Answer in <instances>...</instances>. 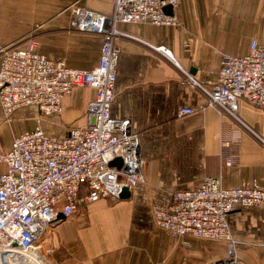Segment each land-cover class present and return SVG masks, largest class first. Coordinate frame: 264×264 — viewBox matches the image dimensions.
<instances>
[{"label": "crops", "instance_id": "obj_1", "mask_svg": "<svg viewBox=\"0 0 264 264\" xmlns=\"http://www.w3.org/2000/svg\"><path fill=\"white\" fill-rule=\"evenodd\" d=\"M75 2L109 14L114 0H0V48L30 33V26H20L24 20L44 22V35L62 37L71 29L68 7ZM174 13L176 25L120 24L128 35L118 40L121 52L111 112L130 116L140 134L146 181L138 183L128 198L92 201L87 214L54 223L36 244L45 251L52 248V232L53 241L75 242L77 253L62 260L43 256L46 264H209L225 256V241L193 235L175 239L155 223L152 205L170 202L174 190L196 186L210 174H220L227 186L253 179L264 183L263 146L230 117L206 106L199 88L181 82V67L201 81L213 80L221 51L244 53L253 37L264 42V0H181ZM94 39L95 57L90 61L68 57L49 44L38 43V48L54 58L65 56L70 64L91 67L99 58L101 36ZM160 44L173 57L158 49ZM94 95L91 87L75 86L63 99L62 114L57 116L61 121L55 119L57 133L52 134L63 135L68 127L82 125ZM182 105L196 110L180 115ZM28 106L30 115L23 114L26 106H22L7 118L0 101V148H10L15 135L38 125V107ZM238 111L255 129L264 128L259 106L242 100ZM232 152L238 156L225 165L222 156ZM229 222L241 240V263L264 264L263 206L238 208L230 213Z\"/></svg>", "mask_w": 264, "mask_h": 264}, {"label": "built area", "instance_id": "obj_2", "mask_svg": "<svg viewBox=\"0 0 264 264\" xmlns=\"http://www.w3.org/2000/svg\"><path fill=\"white\" fill-rule=\"evenodd\" d=\"M180 2L114 0L109 14L71 4L70 27L101 36L99 58L91 67L47 55L39 50L33 36L1 49L0 101L7 118L28 105L37 106L40 115L59 116L63 99L75 86L91 87L95 95L87 103L82 125L56 135L38 124L15 135L10 148H0V264H42L31 247L61 219L60 212L64 220L71 221L77 213L87 214L90 202L101 198L117 201L124 187L133 191L146 181L140 134L133 129L130 116L111 112L121 52L118 40L128 35L120 24L176 25L179 20L174 9ZM168 5L173 12L165 9ZM157 48L173 57L164 44ZM181 70V82L199 88L206 106L230 117L264 148V128L255 129L238 111L244 100L264 112V42L253 37L244 53L221 51L213 80L201 81L190 71ZM195 110L182 105L179 114ZM237 156L236 152L225 154L222 161L231 165ZM117 157L122 158L121 165L111 164ZM256 205L264 208V183L253 179L227 186L220 174H210L196 186L174 190L170 202L153 204L152 214L155 223L175 239L183 241L193 235L224 240L225 256L209 264H241V240L231 229L229 215L238 208ZM51 250L46 247V251Z\"/></svg>", "mask_w": 264, "mask_h": 264}, {"label": "rangeland", "instance_id": "obj_3", "mask_svg": "<svg viewBox=\"0 0 264 264\" xmlns=\"http://www.w3.org/2000/svg\"><path fill=\"white\" fill-rule=\"evenodd\" d=\"M6 10V6H4ZM69 8V7H68ZM10 10V8H9ZM66 12H70L67 10ZM20 26H30L31 31L29 34L18 38L17 40L11 42L10 44H19L22 42L26 37L28 36H33L37 42L40 44V46H44V44H49L50 48L53 50H60L63 54L67 53L68 57H80L84 61H90L93 60L95 57V37L96 35L92 32L88 31H81V30H76V29H70V31H67L66 33H61L63 34L62 37H59V35H55V37H50L46 36L43 33V28H44V22L38 21V20H24L20 21ZM56 34H60L56 32ZM8 45V44H6ZM4 45V46H6ZM2 46L0 48V53L1 49L4 47ZM65 58V56H62ZM23 114L30 115L31 114V107L26 106L23 110ZM44 115H38L36 116V119L38 121L37 124L42 126L47 132L49 133H57L56 127L54 125L55 119H59L61 121L60 117L57 116H46V119H43ZM45 117V116H44ZM59 133V132H58ZM53 230V229H52ZM52 232L49 234V238L51 239V243H54L53 249L50 252H46L44 249V246H41L40 244H36L32 247L31 251L34 252L38 258L41 260L43 264H46V260L43 258H50L55 257L57 259H65L67 256L74 255L77 253V245L75 242L73 244H63V243H58L57 241H53L52 237ZM41 246V248H39ZM44 249V250H43ZM46 253H45V252ZM38 253H40L38 255ZM242 264V263H241Z\"/></svg>", "mask_w": 264, "mask_h": 264}, {"label": "water", "instance_id": "obj_4", "mask_svg": "<svg viewBox=\"0 0 264 264\" xmlns=\"http://www.w3.org/2000/svg\"><path fill=\"white\" fill-rule=\"evenodd\" d=\"M165 9L167 11L173 12V8H172L171 5L166 6ZM121 163H122V158L121 157H117V158H115V159H113L111 161V164L121 165ZM131 194H132V191L129 188L124 187L123 190L120 192L119 195H120V198H128V197L131 196ZM59 215L61 217L60 220L64 219V216H63L62 212H60Z\"/></svg>", "mask_w": 264, "mask_h": 264}, {"label": "bare ground", "instance_id": "obj_5", "mask_svg": "<svg viewBox=\"0 0 264 264\" xmlns=\"http://www.w3.org/2000/svg\"><path fill=\"white\" fill-rule=\"evenodd\" d=\"M31 264H39L38 262H36V261H33V262H31ZM43 264V263H42Z\"/></svg>", "mask_w": 264, "mask_h": 264}]
</instances>
